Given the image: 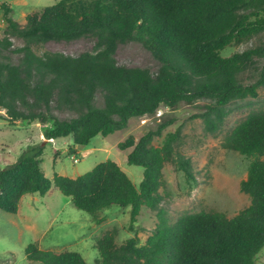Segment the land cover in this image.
<instances>
[{
  "label": "trees",
  "instance_id": "trees-1",
  "mask_svg": "<svg viewBox=\"0 0 264 264\" xmlns=\"http://www.w3.org/2000/svg\"><path fill=\"white\" fill-rule=\"evenodd\" d=\"M5 22L0 37V119L38 121L43 137L71 136L82 147L96 135L126 127L131 117L152 115L160 105L207 101L197 114L204 130L215 133L234 100L256 97L264 86V43L222 56L231 43L264 32V0H57L32 10L18 23L6 3L0 4ZM94 39V50L76 56L34 46L48 41ZM12 38L20 40L15 46ZM138 42L159 62L156 71L118 64L120 44ZM258 77L246 82L243 74ZM100 92L103 104L95 103ZM73 112L59 118L56 113ZM171 121H160L135 139L117 144L130 148L126 163L143 168L135 186L113 160L68 177L45 176L40 157L43 146L29 145L13 163L0 169V210L16 213L25 194L44 196L52 185L70 197L72 205L99 223V212L126 208L133 228L143 207L156 211L157 223L143 243L136 233L117 244L110 231L95 243L93 264H254L264 245V110L250 111L224 137L223 147L250 159L239 182L249 204L235 215L198 211L182 213L170 222L160 207L164 187L162 169L172 162L193 181L191 161L175 150L179 128L167 133L161 145L153 140ZM29 260L42 264H88L77 251L58 253L25 247Z\"/></svg>",
  "mask_w": 264,
  "mask_h": 264
},
{
  "label": "rangeland",
  "instance_id": "rangeland-1",
  "mask_svg": "<svg viewBox=\"0 0 264 264\" xmlns=\"http://www.w3.org/2000/svg\"><path fill=\"white\" fill-rule=\"evenodd\" d=\"M55 1L0 0V4L9 5L12 17L23 24L27 13ZM4 28L0 9V37ZM12 41L15 46L21 44L15 38ZM261 43H264V32L241 43H231L220 54L228 56ZM33 49L36 54L52 51L76 56L94 50V39L83 37L68 42L48 41ZM115 59L118 64L147 67L153 72L159 66V62L138 42L118 45ZM257 62L261 65L264 58H259ZM257 77L255 71L243 74L246 82H253ZM206 102L181 101L173 107L160 105L154 114L131 117L125 128L106 136L96 135L88 144L77 149L72 145L70 136L44 142V125L38 121L10 122L1 118L0 169L13 163L29 145L38 144L43 146L40 165L48 178H52L54 172L76 177L89 171L95 164L110 159L138 186L143 168L127 164L126 155L130 148L120 149L117 144L128 135L137 139L146 131L155 129L160 121L170 120L171 123L162 130L161 136L154 138L153 144L161 145L167 133L179 128L175 150L190 159L195 180L188 181L172 162H166L162 169L165 185L159 189L163 195L160 207L166 211L171 223L182 213L198 211H217L231 217L250 202L248 195L239 189V182L246 177L250 159L223 147L222 142L250 111L264 110V86L258 87L256 97L230 102L227 115L215 133L206 132L202 119L197 116L204 110ZM95 103L103 104L100 92L96 93ZM0 114H4L1 107ZM56 115L59 118L75 116L73 112ZM73 157H77L78 162L75 163ZM98 214L103 219L95 223L86 211L75 208L70 197L62 194L54 185L44 196L23 195L16 213L0 210V264H42L26 258L25 247L29 243H36L40 249L55 253L63 250L77 251L88 264H93L98 258L95 243L103 233H113L117 244L136 233L140 243H143L157 223L156 211L145 207L141 209L132 229L129 227L128 207L103 209ZM254 264H264V245L257 252Z\"/></svg>",
  "mask_w": 264,
  "mask_h": 264
},
{
  "label": "clouds",
  "instance_id": "clouds-1",
  "mask_svg": "<svg viewBox=\"0 0 264 264\" xmlns=\"http://www.w3.org/2000/svg\"><path fill=\"white\" fill-rule=\"evenodd\" d=\"M71 137V136H70ZM72 139V138H71ZM48 140H53V139H48ZM55 140V139H54ZM45 141H47V139H45L44 138V142ZM72 145H73V143H72ZM74 147H75V149H77L78 148V146H75V145H73ZM78 151V150H77ZM74 158H76L77 160L76 161H74ZM73 161L76 163V162H78V158L77 157H73Z\"/></svg>",
  "mask_w": 264,
  "mask_h": 264
},
{
  "label": "built area",
  "instance_id": "built-area-1",
  "mask_svg": "<svg viewBox=\"0 0 264 264\" xmlns=\"http://www.w3.org/2000/svg\"><path fill=\"white\" fill-rule=\"evenodd\" d=\"M77 159L76 158H74V161H76Z\"/></svg>",
  "mask_w": 264,
  "mask_h": 264
},
{
  "label": "crops",
  "instance_id": "crops-1",
  "mask_svg": "<svg viewBox=\"0 0 264 264\" xmlns=\"http://www.w3.org/2000/svg\"><path fill=\"white\" fill-rule=\"evenodd\" d=\"M54 141V140H53Z\"/></svg>",
  "mask_w": 264,
  "mask_h": 264
}]
</instances>
